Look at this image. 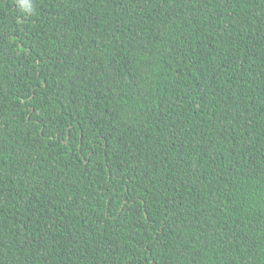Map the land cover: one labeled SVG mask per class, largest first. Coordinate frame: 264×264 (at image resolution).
<instances>
[{"label": "trees", "instance_id": "trees-1", "mask_svg": "<svg viewBox=\"0 0 264 264\" xmlns=\"http://www.w3.org/2000/svg\"><path fill=\"white\" fill-rule=\"evenodd\" d=\"M0 264H264V0H0Z\"/></svg>", "mask_w": 264, "mask_h": 264}]
</instances>
